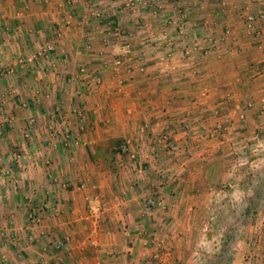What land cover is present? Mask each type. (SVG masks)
<instances>
[{"label": "crops", "instance_id": "0c3cea01", "mask_svg": "<svg viewBox=\"0 0 264 264\" xmlns=\"http://www.w3.org/2000/svg\"><path fill=\"white\" fill-rule=\"evenodd\" d=\"M117 1L0 0V264H195L226 202L264 198L262 1ZM244 232L228 264H264Z\"/></svg>", "mask_w": 264, "mask_h": 264}, {"label": "rangeland", "instance_id": "374dc122", "mask_svg": "<svg viewBox=\"0 0 264 264\" xmlns=\"http://www.w3.org/2000/svg\"><path fill=\"white\" fill-rule=\"evenodd\" d=\"M117 2L119 5V0ZM116 10L121 11L118 7ZM221 211L218 210L216 217L209 220L212 229L206 234H211L212 240H203L197 250L199 259L195 264H228L232 243L242 239L246 235L244 230L251 225H256L264 234V198L256 200L247 195L242 200L233 198Z\"/></svg>", "mask_w": 264, "mask_h": 264}, {"label": "built area", "instance_id": "2783aa9c", "mask_svg": "<svg viewBox=\"0 0 264 264\" xmlns=\"http://www.w3.org/2000/svg\"><path fill=\"white\" fill-rule=\"evenodd\" d=\"M70 4H75L79 0H67ZM264 5V0H261ZM88 8V13L92 18L95 19H102L107 20V24L110 25L111 32L114 33L116 36H122L124 34V28L120 25H116L114 23V20L109 19L111 17V13L107 11L105 8H98L97 6L93 5H86ZM161 6V0H119V6L118 8L122 12H127L130 15L136 17L137 19L143 16H146L147 14L154 15L156 12L159 11V8ZM243 28L246 35L260 39L264 37V8L259 9L255 13H246L243 18ZM52 49L51 45H47L45 50ZM125 53L128 52V48L126 47V50H124ZM116 64L120 63L119 59H116ZM33 119L30 118L29 123H33ZM23 136L25 138L29 137V132L27 129L24 131ZM63 139L68 142H76L74 138L71 136L68 130L63 132ZM119 152L120 153H128V144L126 141L120 142L118 144ZM129 156L133 159L135 158L134 154H129ZM157 203L150 199L148 200V207L155 206ZM99 206L96 205L92 208V213L94 216H96L99 212ZM28 219L36 224L38 222V216L34 213L28 214ZM67 240V238L65 239ZM64 244V242L59 241L58 246Z\"/></svg>", "mask_w": 264, "mask_h": 264}]
</instances>
